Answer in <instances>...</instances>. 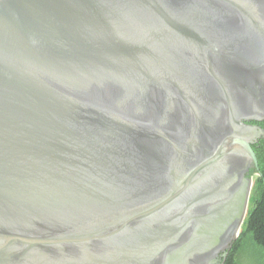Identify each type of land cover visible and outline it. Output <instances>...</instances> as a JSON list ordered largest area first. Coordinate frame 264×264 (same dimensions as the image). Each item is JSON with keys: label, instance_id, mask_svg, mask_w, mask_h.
<instances>
[{"label": "water", "instance_id": "water-1", "mask_svg": "<svg viewBox=\"0 0 264 264\" xmlns=\"http://www.w3.org/2000/svg\"><path fill=\"white\" fill-rule=\"evenodd\" d=\"M262 120L264 0H0V264H222Z\"/></svg>", "mask_w": 264, "mask_h": 264}, {"label": "trees", "instance_id": "trees-1", "mask_svg": "<svg viewBox=\"0 0 264 264\" xmlns=\"http://www.w3.org/2000/svg\"><path fill=\"white\" fill-rule=\"evenodd\" d=\"M264 130V120L251 121ZM252 148L258 160L261 176L254 169L250 176H256L244 221L238 236L232 243L222 264H264V136L259 137Z\"/></svg>", "mask_w": 264, "mask_h": 264}, {"label": "rangeland", "instance_id": "rangeland-1", "mask_svg": "<svg viewBox=\"0 0 264 264\" xmlns=\"http://www.w3.org/2000/svg\"><path fill=\"white\" fill-rule=\"evenodd\" d=\"M255 178H256V176H253V183H254Z\"/></svg>", "mask_w": 264, "mask_h": 264}]
</instances>
